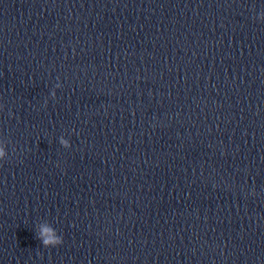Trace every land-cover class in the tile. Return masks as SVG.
Wrapping results in <instances>:
<instances>
[{"label": "clouds", "instance_id": "1", "mask_svg": "<svg viewBox=\"0 0 264 264\" xmlns=\"http://www.w3.org/2000/svg\"><path fill=\"white\" fill-rule=\"evenodd\" d=\"M3 154V150L0 149V156H3ZM39 238L42 240L43 247L45 248H54L63 243V238L58 236L55 230L48 226H42Z\"/></svg>", "mask_w": 264, "mask_h": 264}]
</instances>
